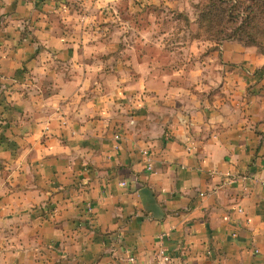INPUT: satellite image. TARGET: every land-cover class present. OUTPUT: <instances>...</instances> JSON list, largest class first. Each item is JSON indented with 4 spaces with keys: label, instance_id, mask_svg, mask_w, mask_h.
I'll list each match as a JSON object with an SVG mask.
<instances>
[{
    "label": "clouds",
    "instance_id": "1",
    "mask_svg": "<svg viewBox=\"0 0 264 264\" xmlns=\"http://www.w3.org/2000/svg\"><path fill=\"white\" fill-rule=\"evenodd\" d=\"M211 4L0 0V264H264V17Z\"/></svg>",
    "mask_w": 264,
    "mask_h": 264
},
{
    "label": "trees",
    "instance_id": "2",
    "mask_svg": "<svg viewBox=\"0 0 264 264\" xmlns=\"http://www.w3.org/2000/svg\"><path fill=\"white\" fill-rule=\"evenodd\" d=\"M230 3V0H212L210 11L208 13L209 22L215 21L218 17H222L226 9L223 5ZM254 5L258 6L260 15L257 19L264 17V0H253Z\"/></svg>",
    "mask_w": 264,
    "mask_h": 264
},
{
    "label": "crops",
    "instance_id": "3",
    "mask_svg": "<svg viewBox=\"0 0 264 264\" xmlns=\"http://www.w3.org/2000/svg\"><path fill=\"white\" fill-rule=\"evenodd\" d=\"M16 10V5L13 4V6L8 10V14H12ZM3 18H0V22H2Z\"/></svg>",
    "mask_w": 264,
    "mask_h": 264
}]
</instances>
